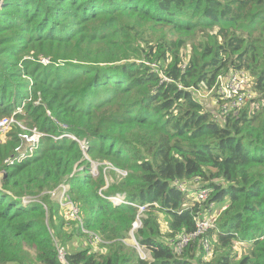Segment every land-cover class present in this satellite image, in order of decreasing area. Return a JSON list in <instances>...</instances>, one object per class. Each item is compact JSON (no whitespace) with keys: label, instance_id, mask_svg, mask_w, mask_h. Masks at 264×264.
<instances>
[{"label":"trees","instance_id":"obj_1","mask_svg":"<svg viewBox=\"0 0 264 264\" xmlns=\"http://www.w3.org/2000/svg\"><path fill=\"white\" fill-rule=\"evenodd\" d=\"M237 69L258 96L219 116L194 91ZM20 107L44 136L16 163L6 160L18 129L0 140V264H264V0H0V118ZM65 133L127 176L99 192L106 183L80 143L53 137ZM176 180L211 188L208 201ZM65 181L86 208L84 228L114 241L104 253L65 249L72 236L63 240L51 196L35 195ZM117 194L144 206L135 236L151 259L123 240L140 206L107 198ZM224 200L208 231L213 257L196 256L197 243L177 254L172 242L196 230L195 215ZM237 239L248 247L241 256Z\"/></svg>","mask_w":264,"mask_h":264},{"label":"built area","instance_id":"obj_2","mask_svg":"<svg viewBox=\"0 0 264 264\" xmlns=\"http://www.w3.org/2000/svg\"><path fill=\"white\" fill-rule=\"evenodd\" d=\"M43 63L47 64L51 60L48 57H41L40 59ZM253 80L252 76L249 71L245 69H237V70H231L226 73H222L218 75L216 79V83L213 86L211 90L207 89L206 87H200L199 89H196L199 92H213L218 98V102L220 104V112L221 116L223 117V113L226 112L231 107H238L243 105L245 102H249L250 99L256 95L257 97V91L253 87ZM254 97L253 99H255ZM252 99V100H253ZM23 119L17 118L15 115L12 116H4L0 118V140L4 141L5 135L3 134L5 131L11 130L14 127H21L25 128V125L23 124ZM18 136L20 138L19 144L16 146L15 151L16 153L6 160V162L10 163H16L17 161H22L27 157L28 154L33 155L37 148L40 146L39 141L41 142L42 137L44 136V133L40 130L38 131L37 136H32L31 140L34 141L30 147L24 152L22 155L21 149H22V141L28 138L27 133H18ZM55 139H59L62 137H67L69 140L75 139L77 140L84 153L86 158H88L87 151H88V141L86 139H80L75 134L72 133H65L63 135L59 136H53ZM97 169V165L95 163L91 166V172L95 175ZM120 173L122 175H127V170H120ZM174 184L184 193L190 194L195 197V200L204 203L208 201L210 194H211V188H204L202 190H195L192 187H190L186 182L176 180ZM71 189V185L68 184L66 181L63 182L59 187L49 191L51 196L56 199L61 206L62 209H64L65 213L68 217H70L72 220L76 221L80 225L83 226V215L81 214V210L79 205L72 199V197L69 194V191ZM109 198L115 205H139L136 202L130 201L127 198L126 194H117L113 195ZM33 199H24V202L29 203L32 202ZM158 204V203H156ZM215 205V203H212L210 206L212 207ZM228 203H225L223 206H220V208L214 212L208 207L200 212H198L197 215H195V221H196V230L188 233H181L177 236L176 240H174L173 246L175 249V252L177 254H182L186 247L190 246L193 243L199 242L201 246L206 251V257L211 258L213 257L214 252H212V243L210 240V236L208 235V231L216 226L217 221L219 220L221 214L228 208ZM142 209H145L144 206ZM141 212V211H140ZM140 215V213H139ZM139 217V216H138ZM167 223V222H166ZM162 225V223H161ZM135 226H138L135 224ZM164 229L168 228V225L164 227ZM91 236L94 235L95 239L99 242L101 239L99 238L98 234L92 231H88ZM59 256L60 258L66 262L65 258V251L62 248H59Z\"/></svg>","mask_w":264,"mask_h":264},{"label":"rangeland","instance_id":"obj_3","mask_svg":"<svg viewBox=\"0 0 264 264\" xmlns=\"http://www.w3.org/2000/svg\"><path fill=\"white\" fill-rule=\"evenodd\" d=\"M198 40H200L199 38H196L195 42H198ZM208 41H211L210 39H208ZM192 41H189V43L187 44V46H185L182 49V56L184 59H188L192 53ZM28 58H31V56H29ZM36 60V59H34ZM26 79H28L30 82H32L30 76H25ZM194 90V89H193ZM195 96L202 99V101L204 102V105L210 109H212L216 114H218L219 116H221V112H220V104L218 102V98L212 95V92H199L195 89L194 91ZM256 97L253 96L250 101ZM35 103V102H34ZM16 113H21L23 114V117H19L16 116ZM12 114L15 115L17 118L19 119H23V124L25 125V128H21V127H14L17 128L19 133H27L28 134V138H26L25 140L22 141V155L24 154V152L30 147V145L34 142L31 140L32 136H37L38 131L39 130V125H34L35 121L32 118L28 117V113L26 112V110L23 107L18 108V111ZM41 113V109H38L35 111V114H39ZM12 115H8V116H12ZM48 115L52 116L51 112L48 111ZM53 117V116H52ZM12 130V129H11ZM5 131L3 134L5 135V138L8 137V133L11 131ZM13 131V130H12ZM41 142L39 141V144ZM88 158L92 161V164L95 163L97 165V169H96V175H100L101 177H103L104 179V183H106L105 185L101 186L99 189V192H103L106 193L108 191V185L112 182H114L116 179H122L127 175H122L120 173V170H124V168H121L117 165H115L112 161H110L109 159H102V160H96L93 159L91 157V155L89 153H87ZM188 184H191V181L187 182ZM60 186V185H59ZM58 186V187H59ZM43 191H45L44 193H42ZM49 194L51 196V194L49 193V189H45L42 191H38L36 192V196L39 194ZM47 195H45L44 197H46ZM38 198V197H37ZM52 198V199H51ZM51 202L55 207V214H54V220L56 221L57 225H60L61 229L63 232H66L65 236L63 237V240H67L69 238V236H72L71 239L67 240V243L64 245L65 249H68L70 251L72 250H76L79 249L81 247H85V246H91L93 248V250L97 251V252H105L107 251V247L114 243V241L111 240H107L104 239L102 237V235L99 236V238L101 239L99 242L95 239L94 235L91 236L88 232H86L85 230H87L86 228H84V224H83V231L78 229L79 223H77L76 221L72 220L70 217L67 216V214L65 213L64 209L61 208L60 205H58L59 203H57L58 201L56 199H54L51 196ZM227 198V197H225ZM54 199V200H53ZM226 200L220 202V203H215V205H213L212 207L209 206V208L212 210V212L218 210L220 208V206H223ZM77 203V202H76ZM78 204V203H77ZM81 210V214L83 215V217L86 215L85 213L86 208L81 205L80 203L78 204ZM81 205V206H80ZM140 206V215L139 218L141 219L142 216H144L145 214V209H142L143 205L139 204ZM82 207V208H81ZM83 210V211H82ZM137 222V223H136ZM134 223V225H139L138 221H136ZM160 222L162 223V225L165 227L166 226V217L164 214H161V219ZM140 226H133V228L131 229L130 233L128 234L127 237H125L123 240H125V242L132 248H135L138 252V254L146 259H151V253L150 251L146 248L143 247L139 244L135 233L137 231L138 228H140ZM97 232V231H96ZM95 232V233H96ZM215 239L214 235L211 238V242L213 243V240ZM234 251L237 253L238 256H241L245 253L248 252V247L241 242L239 239L234 241ZM196 247H195V254L196 256L199 255H205L206 257V251L204 250V248L201 246V244L199 242H196ZM64 251L65 249L62 248ZM145 252V253H144ZM212 252H214V248L212 247ZM107 253V252H106ZM144 253V254H143ZM23 264H33V262L31 261V259L26 258L25 261L23 262Z\"/></svg>","mask_w":264,"mask_h":264},{"label":"clouds","instance_id":"obj_4","mask_svg":"<svg viewBox=\"0 0 264 264\" xmlns=\"http://www.w3.org/2000/svg\"><path fill=\"white\" fill-rule=\"evenodd\" d=\"M228 72H229V71H228ZM221 74H222V73H221ZM250 74H251V73H250ZM252 80H253V79H252ZM257 94H258V93H257ZM257 96H258V95H257ZM12 129H13V128H12ZM67 183H68V182H67ZM68 184H69V183H68ZM70 185H71V184H70ZM56 188H57V187H56ZM49 191H51V190H49ZM69 192H70V191H69ZM69 194H70V193H69ZM130 201H131V200H130ZM225 203H228V202L226 201ZM225 203H223V204H225ZM136 221H138V223H139L138 226L142 225V220H141L139 217H138V219H137ZM167 225H168V224H167ZM134 226H135V225H134ZM138 226H137V227H138ZM135 227H136V226H135ZM168 228H169V227H168ZM168 228H167V229H168ZM167 229H165V230H167ZM193 244H194V243H193ZM193 244H191V245H193ZM191 245H190V246H191ZM186 248H187V247H186ZM186 248H185V249H186ZM184 251H185V250H184ZM182 254H183V253H182Z\"/></svg>","mask_w":264,"mask_h":264},{"label":"bare ground","instance_id":"obj_5","mask_svg":"<svg viewBox=\"0 0 264 264\" xmlns=\"http://www.w3.org/2000/svg\"><path fill=\"white\" fill-rule=\"evenodd\" d=\"M136 223H137V222H136ZM144 253H145V252H144ZM144 253H143V254H144Z\"/></svg>","mask_w":264,"mask_h":264}]
</instances>
